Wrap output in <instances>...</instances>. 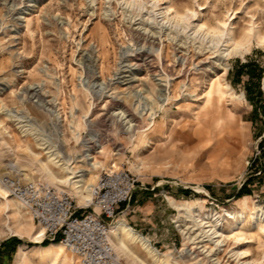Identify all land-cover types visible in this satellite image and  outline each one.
<instances>
[{"label": "rangeland", "instance_id": "1", "mask_svg": "<svg viewBox=\"0 0 264 264\" xmlns=\"http://www.w3.org/2000/svg\"><path fill=\"white\" fill-rule=\"evenodd\" d=\"M162 2L159 7H164ZM263 2L169 0L179 11L194 9L207 23L232 9L237 16L236 33L250 14L264 25V12L258 7ZM147 8L125 0H0V83L10 84L0 98L7 106L29 113L44 131H56L52 136L59 139L58 149L74 161L75 169L87 172L90 162L98 161L91 173L95 180L105 168L122 166L134 175L131 199L120 206L112 223L123 219L178 264H237L231 240L215 245L192 227L187 235L182 233L174 221L178 212L170 199L188 200L220 216L225 209L238 208L245 197L251 206L264 205V48L254 45L243 58L229 57L223 68L213 52L216 48L193 33L191 24L175 26L157 11L148 14ZM138 64L135 81L115 82L130 77ZM162 70L169 75L173 92V98L163 102L165 124L163 111L155 109L157 98L141 103L153 107L155 113H139L135 108L139 100L121 92L128 87L154 86ZM94 77L111 83V88L93 96V112L86 114L91 98L82 90V83ZM213 81H219L223 94L207 101ZM37 84L42 98L50 103L47 106L58 110L60 129L51 126L55 115L41 111L38 102L28 96L33 92L30 86ZM115 93L119 95L113 97ZM119 103L135 116V132L126 131L120 116L114 114L113 107ZM0 118L13 135L8 141L11 152L0 144L4 154L0 175L16 171L46 181L36 161L17 147L22 140L35 148L31 137H20L14 122L4 114ZM77 122L86 125L73 127ZM89 131L98 134L104 145L87 160L80 143ZM144 133L147 143H138ZM37 151L44 156L42 150ZM5 158L16 166H6ZM8 228L17 229L18 234ZM251 235L252 242L244 247L264 264V234L253 231ZM51 242L55 240L34 243L30 233L16 227L10 212L0 205V264H18L15 253L19 244L32 247L27 249L26 264H48L40 261L37 251L39 245ZM120 257L124 264H132Z\"/></svg>", "mask_w": 264, "mask_h": 264}, {"label": "bare ground", "instance_id": "2", "mask_svg": "<svg viewBox=\"0 0 264 264\" xmlns=\"http://www.w3.org/2000/svg\"><path fill=\"white\" fill-rule=\"evenodd\" d=\"M159 1L160 0H125L126 3L137 5L141 8L147 7L148 5L149 10L148 8V11L146 10L148 14L157 11V13L160 14L166 22H170L175 26L185 28L191 24L193 33L198 34L200 37L210 42L212 48H216L213 52H217L216 60L219 61V64L223 68L225 67V63L223 62L229 57L243 58L254 45L264 48V25L262 26V24L258 22L256 17L252 14L249 15V19L246 21L244 26L241 27L240 31L236 33L235 20L237 16L236 11H233L232 9L225 10L222 16L213 18L212 23H207L194 9L185 8L184 10L179 11L170 5L169 0H161L163 1L162 4H164V7H159ZM258 7L264 12V5ZM23 13L25 14L26 12ZM19 18H24V16ZM161 50L162 46L159 48L160 53ZM140 66L141 65L138 64L133 67L135 68V71L134 73H131V76L129 75L130 77L124 78L121 81L116 80L115 82L125 84L135 81L137 79V72ZM162 74L158 73L159 77L155 78L156 82L152 87L149 86L147 88L135 90L128 87L121 90V92L127 93L128 96H132L135 100H139L138 104L136 103L137 106H135L139 113H145L149 110L152 113H155L156 111H163L162 123L165 124L167 116L163 102L165 100L172 99L173 92L169 82V75L163 70ZM82 84V90L91 98V101L86 108V114H89L93 108V96H99L104 91H109L111 87H108L111 83L103 80H100L99 82V80H96V77H94L91 82L87 81ZM4 85L5 84L2 85L0 83V92L2 90H7L8 87H10V84L8 87ZM38 85L39 84L30 86V88L33 89V92L28 96L33 102H38L36 106L40 108L41 111L47 114L55 115L56 121L51 123V126L60 129L63 124L60 123L61 120L58 110H55L53 106H47V104L50 103L42 98V94L39 92L41 89L38 88ZM210 89V92L206 95L207 101L213 97L217 98L223 94L219 81H213ZM114 95L115 96L113 97H117L119 94L115 93ZM151 97L158 99L155 101V99L152 98L153 102L155 101L157 104L155 108L156 111L153 107L145 108L141 105V103H145V100L149 98L151 99ZM159 101L161 103H158ZM113 110L114 114L120 116V121H123L126 131L135 132L138 123L129 107L125 104L119 103L113 107ZM0 114H4L6 119L14 122L21 134L20 137H31L36 146L35 148L32 147L28 141L24 142L22 140L19 141L17 147L21 149L28 158L36 161V165L38 166L37 169L42 172L47 183L51 184L55 188L71 190L73 193V196H71L76 198V200L75 198L74 200L77 202V205H84L91 199L90 187L96 181V175H91V173L93 172V168L99 165L98 161H94L93 163L90 162L92 165L87 172L85 169H75V164H73L74 161L71 160L70 157L64 156L58 149V137L52 136L44 131L37 119L30 116L29 113L21 109H15L7 106L0 98ZM153 124L154 122L151 123L148 128H150ZM83 125L86 124L77 122L73 127H80ZM146 134L147 133L141 135L137 139V142L147 143L148 137ZM2 137L5 139L0 140V144H4L7 150L11 152L12 146L8 143V141H12L11 138L13 135L0 118V138ZM103 145L104 144L101 146ZM101 146L97 149V153H99ZM37 149L42 150L44 156H41ZM84 153L85 155L91 154L89 150H86ZM0 157H4L2 151H0ZM93 158L94 155H91L87 160ZM5 165L15 167L16 162L9 159ZM20 174L24 175L26 180L35 181L33 177L31 175H27V173ZM0 198L2 199L0 205L4 210L10 212V216L13 223H15V226L26 233H30L32 241L34 243H39L43 237V230L36 226L31 217L25 219L23 212L27 213V211H23L25 209L20 201L11 196L1 183ZM170 203L178 212L177 219L174 221L177 223L176 226L182 233L184 232V234L187 235L188 230L192 227L196 230L199 229V236L203 235L208 237L206 240L213 239L215 245L231 240L235 243V245L230 250L232 251V256H234L233 259L236 260L237 264H260L261 261L259 259L252 258L250 250L244 246L252 242L253 237L251 234L253 231L258 234H264V205L254 203L251 206L248 198L245 197L241 199L238 208L234 210L225 209L223 213L224 216H220L216 212L212 210H204L197 204L194 205L190 203L188 200L176 202L175 200L170 199ZM8 230L13 233V235L18 234L17 229L8 228ZM107 234L115 254L120 259V256H123L132 264H178L166 258V255L151 243L149 237L131 227L121 218L109 225ZM189 236L191 237V235ZM28 248L30 249L32 247L26 244H19L18 250L15 253V258L18 264L27 263ZM37 253L40 261L48 264H77L75 256L64 247L61 241L51 242L47 245L41 244L39 245ZM262 259H264V252L262 253Z\"/></svg>", "mask_w": 264, "mask_h": 264}, {"label": "built area", "instance_id": "3", "mask_svg": "<svg viewBox=\"0 0 264 264\" xmlns=\"http://www.w3.org/2000/svg\"><path fill=\"white\" fill-rule=\"evenodd\" d=\"M45 131L57 135L56 131ZM80 144L81 152L91 153L85 155L88 159L97 154L103 142L98 134L89 131ZM135 182L134 175L122 166L100 169L90 187L91 199L77 205L67 190L55 188L45 180H25L16 171L0 175V183L43 230L42 240L61 241L77 264H124L115 254L107 230L120 206L130 201Z\"/></svg>", "mask_w": 264, "mask_h": 264}, {"label": "trees", "instance_id": "4", "mask_svg": "<svg viewBox=\"0 0 264 264\" xmlns=\"http://www.w3.org/2000/svg\"><path fill=\"white\" fill-rule=\"evenodd\" d=\"M259 77H261V76H259ZM59 240L58 239H55V242H58Z\"/></svg>", "mask_w": 264, "mask_h": 264}, {"label": "crops", "instance_id": "5", "mask_svg": "<svg viewBox=\"0 0 264 264\" xmlns=\"http://www.w3.org/2000/svg\"><path fill=\"white\" fill-rule=\"evenodd\" d=\"M263 80H264V77H263Z\"/></svg>", "mask_w": 264, "mask_h": 264}]
</instances>
